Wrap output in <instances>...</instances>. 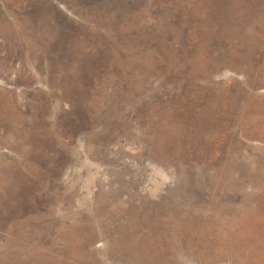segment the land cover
Returning a JSON list of instances; mask_svg holds the SVG:
<instances>
[{
	"label": "rangeland",
	"instance_id": "obj_1",
	"mask_svg": "<svg viewBox=\"0 0 264 264\" xmlns=\"http://www.w3.org/2000/svg\"><path fill=\"white\" fill-rule=\"evenodd\" d=\"M0 264H264V0H0Z\"/></svg>",
	"mask_w": 264,
	"mask_h": 264
}]
</instances>
